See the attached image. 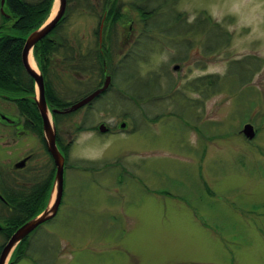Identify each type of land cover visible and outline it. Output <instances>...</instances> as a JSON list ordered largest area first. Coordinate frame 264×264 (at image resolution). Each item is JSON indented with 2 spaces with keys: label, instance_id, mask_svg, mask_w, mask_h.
<instances>
[{
  "label": "rangeland",
  "instance_id": "374dc122",
  "mask_svg": "<svg viewBox=\"0 0 264 264\" xmlns=\"http://www.w3.org/2000/svg\"><path fill=\"white\" fill-rule=\"evenodd\" d=\"M116 6L119 17L109 27L100 6L92 13L67 4L56 36L88 56L98 50L104 17L103 62L86 63L89 70L75 76L58 51L48 76L55 98L60 105L79 101L106 75L111 85L89 106L58 118L67 145L58 213L8 264H264V0ZM206 16L222 36L208 29ZM9 106L0 100L1 110ZM246 124L252 140L242 133ZM19 142L7 146L0 137L1 179L19 152L44 155L40 140ZM37 163L38 176L53 171V179L49 161ZM30 176L26 170L17 178ZM51 183L47 193H31L29 211L39 199L46 205ZM1 208L6 231L10 213Z\"/></svg>",
  "mask_w": 264,
  "mask_h": 264
},
{
  "label": "trees",
  "instance_id": "16d2710c",
  "mask_svg": "<svg viewBox=\"0 0 264 264\" xmlns=\"http://www.w3.org/2000/svg\"><path fill=\"white\" fill-rule=\"evenodd\" d=\"M54 0H5L6 11L11 15V18H7L0 13V91L8 94H20V92H25V96H32L34 94L33 83L30 77L25 73L22 64H21V51L23 48L24 38L33 30L38 28L48 17L50 10L52 8ZM117 0H98L97 4L92 0H67V4L76 5V7L86 8L92 13H96L95 10L97 7H101V10L104 11L105 17H107L106 22L109 23V27L115 26L118 17H119V9L116 6ZM171 1V0H170ZM173 1V0H172ZM128 8H122V12H127ZM146 15V13L142 12ZM150 16L152 13L149 14ZM204 15V13H202ZM144 16V15H143ZM205 16V15H204ZM149 17V16H148ZM102 18V17H101ZM64 18L60 21L57 27L44 39L38 42L33 50L34 58L38 64V67L41 73L46 80V92L48 94H53L51 90V84L48 81L49 76V67H50V59L53 58L58 51L63 52L64 57V66L74 72L77 70L80 72H85L89 70L88 66L85 64L90 62L91 68H97L98 65H102L103 59L100 56L101 48L98 44V50L96 52L90 53L88 56H81L79 51L76 50V45L73 47L71 43L68 42L67 39L62 38V36H56L58 29L61 27ZM227 21V19H225ZM205 21L208 29H213L217 31L220 36H222L220 31V24L215 25V23L211 24L210 17L206 16ZM13 22V23H12ZM197 22H200L197 20ZM201 23V22H200ZM197 24V23H196ZM2 30V31H1ZM227 36V34H226ZM103 49V47H102ZM105 61L109 62L111 59V54L107 55V52L104 51ZM83 65V66H82ZM87 65V64H86ZM104 73L102 72V76ZM99 74L96 77V80L99 79ZM101 83L98 82V86ZM17 97V96H16ZM28 100L29 99H23ZM30 104V106L28 105ZM53 107L62 109L68 105L73 103H67L64 105H60L59 103H50ZM29 109L36 112V109L33 104L27 103ZM58 117V116H57ZM60 117V116H59ZM58 117V118H59ZM64 148H67L65 146ZM65 150L63 152L66 155ZM51 172L49 178H47L46 188L41 189V193H47L49 189V185L52 181ZM4 197L6 199L7 196ZM44 197V195L40 196ZM31 201L29 204L21 203L16 212V208L12 207L13 213H10L6 219L5 224L7 225V229H9L8 233H12V231L16 230L19 226H21L24 222L28 221V219L32 218L41 211L45 205L43 204V199H39V203L36 207H33L30 211L27 208H30ZM15 204V203H14ZM13 203H9V207L14 205ZM16 205V204H15ZM1 207L9 210V207L1 205ZM16 212V214L14 213ZM11 214L14 216L10 217ZM33 234V233H32ZM19 247V246H18ZM18 247L13 253L14 258H18L19 252ZM1 249V247H0Z\"/></svg>",
  "mask_w": 264,
  "mask_h": 264
},
{
  "label": "water",
  "instance_id": "95a60500",
  "mask_svg": "<svg viewBox=\"0 0 264 264\" xmlns=\"http://www.w3.org/2000/svg\"><path fill=\"white\" fill-rule=\"evenodd\" d=\"M5 3V0H0V13L7 18H11V15L6 11ZM66 8L67 0H54L47 19L38 28L31 31L24 38L23 48L21 51V64L25 73L32 80L34 94L32 96H24L21 99H29L31 101H34V104L41 118L43 141L45 143L46 150L54 163L55 172L52 179L51 188L47 196L45 207L31 219L18 227L11 234V236L8 238L7 242L1 249L0 264H8L18 245L34 230L51 221L58 213L63 195L65 159L56 145V127L55 121L53 119V114H66L77 111L87 103L91 102L94 98L99 96V94L106 91L111 85V76L106 75L104 77L102 86L90 93L85 98L69 105L63 110L49 108V105L46 102L45 98V80L43 74L41 73L39 67H37L36 70L32 67L31 59H34L33 50L35 45L42 39L47 37L57 27L60 21L64 18ZM104 17L101 20V24L98 30L99 47H101L102 44V29ZM121 45L122 47L124 46L123 43ZM173 69L177 70L178 67L175 66ZM4 98L8 99L9 97L4 96ZM0 115L4 114L0 112ZM3 117L1 116L2 119ZM121 126L123 127L124 125ZM105 131L106 128L104 126H100L99 132L103 133ZM242 133L248 140H252L255 137L254 129L249 124H246L244 126ZM22 163L23 162H21L18 167L21 166ZM2 228V224L0 223V230Z\"/></svg>",
  "mask_w": 264,
  "mask_h": 264
},
{
  "label": "flooded vegetation",
  "instance_id": "af4514ba",
  "mask_svg": "<svg viewBox=\"0 0 264 264\" xmlns=\"http://www.w3.org/2000/svg\"><path fill=\"white\" fill-rule=\"evenodd\" d=\"M75 76H79V71H75ZM46 81V80H45ZM80 82V81H79ZM46 85V83H45ZM105 92L99 94L96 98H94L91 102L87 103L83 108L89 106L93 101L97 100L100 98L102 95H104ZM26 95L25 92H20V94H6L4 92L0 91V100L8 103L10 105L8 108L1 110L0 112L6 114V115H0V130H1V136L5 140V145L7 146H16L19 144L20 140L23 138H36L40 140L42 150L44 151V155L40 149L38 151H32V150H26L24 152H19L20 157L16 160V163L13 164V169H11L6 175L2 176V179L0 177V207L1 205H4L6 207H9V203H26L31 201L32 195L31 193L37 194V190L41 188H46L47 184V178L45 174H42L40 172V176H38L37 172V165L39 161L42 160L43 157H45L52 168L55 170L54 163L48 154L45 143L43 141L42 137V123H41V118L39 115V112L34 104V101H28V100H23V98ZM4 96H8L9 98H4ZM17 96V97H16ZM86 97V96H85ZM45 98L46 102L49 105L50 109H58L53 107L50 103H60L54 96L53 94H48L46 92V87H45ZM77 102V101H76ZM17 103L21 104L18 105ZM27 103H31L34 105L36 112L33 110L29 109L27 106ZM75 103V102H74ZM13 107H12V106ZM30 106V104H28ZM69 106V105H68ZM59 110H63L64 108ZM7 107V106H6ZM82 107L78 109L77 111L71 112V113H66V114H53V119L55 121V127H56V145L59 149V151L64 155L65 153L63 152V149L65 146L63 143L62 138L59 135V125H58V117L59 116H68L70 114L77 113ZM3 117V119L1 118ZM58 116V117H57ZM109 132V129L107 130ZM106 132V133H107ZM69 146V145H68ZM65 156V155H64ZM22 165L18 167V165L21 163ZM28 171L30 176V180H19L18 174L21 172ZM52 172V171H51ZM33 173V178L32 177ZM2 188V189H1ZM7 196L8 199L4 197ZM19 197H24L27 198V201L21 200L19 202H16ZM15 204L11 207H9V210H6V208H1L2 211L6 210L8 213H12V207H15ZM6 231L1 230L0 234L4 237V242L2 246L7 242L9 236L11 234H6ZM1 246V248H2Z\"/></svg>",
  "mask_w": 264,
  "mask_h": 264
},
{
  "label": "bare ground",
  "instance_id": "6f19581e",
  "mask_svg": "<svg viewBox=\"0 0 264 264\" xmlns=\"http://www.w3.org/2000/svg\"><path fill=\"white\" fill-rule=\"evenodd\" d=\"M31 65L32 67L36 70L37 69V66H36V63H35V60L32 58L31 59Z\"/></svg>",
  "mask_w": 264,
  "mask_h": 264
}]
</instances>
